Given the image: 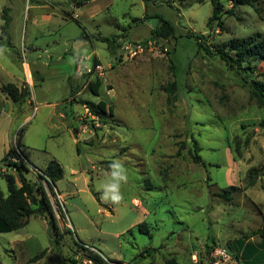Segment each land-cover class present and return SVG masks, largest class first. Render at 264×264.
<instances>
[{
  "label": "rangeland",
  "instance_id": "rangeland-1",
  "mask_svg": "<svg viewBox=\"0 0 264 264\" xmlns=\"http://www.w3.org/2000/svg\"><path fill=\"white\" fill-rule=\"evenodd\" d=\"M78 1L0 0V82L19 84L24 92L19 103L0 94V193H9L3 175L13 174L21 185L9 160L26 163L34 183L42 182L40 170L52 160L64 171L52 190L42 182L60 236L48 218L32 217L26 227L0 233V264H90L80 246L107 261L133 264L145 248L161 244L142 264L170 258L212 264L218 251L229 257L220 264H264L258 235L264 224V109L250 100L246 83L264 82V61L248 60L252 75L231 70L219 55L199 49L195 37L204 35L214 53L233 40L264 36V0H255L258 12L240 5L233 16L226 13L233 2L218 0L223 28L207 26L211 0H87L82 7ZM145 16L150 19L135 22ZM159 18L175 27V35L161 41L167 51L130 59L104 41L149 39ZM97 81L99 95L91 90ZM101 100L112 108L102 119L81 103ZM194 139L205 167L192 161ZM117 159L128 180L115 204L102 200L98 188ZM252 170L259 179L250 187ZM231 185L240 188L233 199L220 198ZM144 221L153 239L139 232ZM238 240L245 243L243 258Z\"/></svg>",
  "mask_w": 264,
  "mask_h": 264
},
{
  "label": "trees",
  "instance_id": "trees-1",
  "mask_svg": "<svg viewBox=\"0 0 264 264\" xmlns=\"http://www.w3.org/2000/svg\"><path fill=\"white\" fill-rule=\"evenodd\" d=\"M87 0H81L77 2L78 7H82L86 4ZM233 6L226 13L230 15H235V8L240 5H248L256 9L254 3L255 0H231ZM213 5V13L210 17L207 26L211 28L214 23L218 27L223 28V14L224 11L218 2V0H211ZM145 19H150V17H144L143 19L135 20L136 23L143 22ZM159 25L152 31V35L149 39H157L161 41L168 40L170 37L175 35V27L171 22L166 19L159 18ZM197 39V44L199 49L204 50L208 55H219L220 58L227 64L231 70L244 71L248 75H252L255 72V68L248 63L250 58H255L257 60L264 61V36L262 34H256L241 40H233L227 47H217L216 51L213 53L207 46L205 42L204 35H195ZM148 40V39H146ZM144 40V41H146ZM104 41L108 42L110 49H120V43L116 40L115 37L112 39L106 37ZM116 47H115V46ZM123 54L121 53L120 56ZM259 76L264 77V72L260 73ZM246 83L249 84L250 89V100L254 101L257 106L261 109H264V82L258 80L257 78L247 79ZM171 88H175V82L170 84ZM101 87V82L97 81L91 85V90L95 95H99V88ZM2 92L8 95L12 101L19 103L24 98V92H22L14 84H4L2 86ZM167 89V88H166ZM72 96L74 94L72 93ZM82 105L87 106L89 112L92 116L102 119V115L107 111L112 113V108L107 107V103L103 100L99 101L97 104L90 102H81ZM259 127L264 129V119L259 122ZM19 147V145H18ZM201 148L198 145L196 139L193 140V150H189V153L192 157L193 163L205 167V164L202 162L200 156ZM181 150L178 154L180 155ZM12 152H8L7 155L3 158V162H6ZM15 155V154H14ZM16 157L19 161V155L13 156ZM8 166L15 168L19 182L21 185L17 184L16 177L13 174H6L3 177L7 181L8 185V196L5 197L0 193V233H7L20 230L26 227L32 217H45L49 219V223L52 225L54 233L60 236V228L57 224V219L55 211L49 197L48 191L45 185L42 182H46L49 185V188L52 190L55 187V184L63 179L64 171L61 165L56 161L52 160L44 170H40V178L42 182L34 183L29 180L25 171H28L26 163L12 162L8 161ZM264 165L260 169V172L263 173ZM259 179V174L257 170L250 171L248 175V186L252 187L257 183ZM240 190L237 186H228L223 189L218 196L226 201H231L233 195ZM139 232L147 234L150 239H153V234L150 231V226L147 222H141L138 225ZM68 232L70 233L69 229ZM174 235V232L172 233ZM258 235L264 239V224L259 229ZM240 249H242L245 243L242 240H238ZM83 250H86L88 253V259L93 262V264H123L120 261H110L105 260L100 254L93 252L86 248L85 246H80ZM164 246L161 244L157 248H145L141 251L136 257L133 264H142L145 261H148L149 257H152L150 260H153L155 254L161 251ZM239 253V250L237 251ZM44 252L37 254L35 257L29 259V263L38 261L43 257ZM238 258V255H237ZM151 263V262H150ZM215 261L212 262L214 264ZM164 264H178L175 258H170L165 261Z\"/></svg>",
  "mask_w": 264,
  "mask_h": 264
},
{
  "label": "clouds",
  "instance_id": "clouds-1",
  "mask_svg": "<svg viewBox=\"0 0 264 264\" xmlns=\"http://www.w3.org/2000/svg\"><path fill=\"white\" fill-rule=\"evenodd\" d=\"M109 169V176L105 182L101 183L98 191L101 192L102 200H110L112 203L118 204L123 199L120 191L121 184L128 180L127 169L118 159L109 164Z\"/></svg>",
  "mask_w": 264,
  "mask_h": 264
},
{
  "label": "built area",
  "instance_id": "built-area-1",
  "mask_svg": "<svg viewBox=\"0 0 264 264\" xmlns=\"http://www.w3.org/2000/svg\"><path fill=\"white\" fill-rule=\"evenodd\" d=\"M120 50L121 53L126 58H137L140 57L147 52H152L157 49H163L167 51V48L162 45V42L158 41L157 39H148L146 41H128L123 40L120 41ZM96 73L101 74L104 71V68L101 65H97L94 70ZM92 69H88V73H91ZM221 256L222 258H217L218 256ZM216 255V259L214 264H220L223 261H226L229 257L228 255L223 251H218ZM91 264V261H89Z\"/></svg>",
  "mask_w": 264,
  "mask_h": 264
},
{
  "label": "crops",
  "instance_id": "crops-1",
  "mask_svg": "<svg viewBox=\"0 0 264 264\" xmlns=\"http://www.w3.org/2000/svg\"><path fill=\"white\" fill-rule=\"evenodd\" d=\"M22 65H23V72H24V75H25V79L27 81V84L30 85V86H32L33 80H32V75H31V72H30V69H29V65H28V63H24ZM13 77H15V76H13ZM3 85H4V83L0 82V94L5 95V98L6 99H9L10 97L8 95H6L5 93L2 92V89L1 88H2ZM16 86L19 88V84H17ZM1 98H2V96H1ZM28 102H30V101L28 100ZM135 202L138 203L137 200H135L134 203ZM238 250L240 252L241 258H243L244 254H245V246L242 249L238 248Z\"/></svg>",
  "mask_w": 264,
  "mask_h": 264
}]
</instances>
